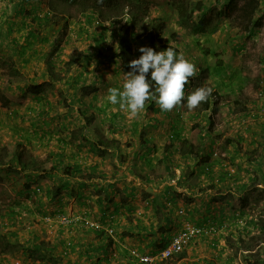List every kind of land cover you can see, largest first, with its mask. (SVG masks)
<instances>
[{
    "label": "rangeland",
    "instance_id": "374dc122",
    "mask_svg": "<svg viewBox=\"0 0 264 264\" xmlns=\"http://www.w3.org/2000/svg\"><path fill=\"white\" fill-rule=\"evenodd\" d=\"M148 1L152 5V10L148 13L149 16L145 18V23L151 22L153 18L163 20L166 26L164 38H170L168 44L177 47L179 54L169 56L171 63L170 61H163L164 63L159 64L161 62L160 56L163 54L160 50L164 46L162 41H157L154 46L143 44L149 50L150 48L160 50V52L156 51L151 56L146 55L143 57L145 66L157 69L163 85L168 86L172 81L166 78L168 74L177 71L174 65L179 64L184 72H189L194 78L190 87H187L179 94H174V96L171 94V91L176 87H172L171 85L167 87L164 93L167 102L164 105L155 103L154 106L158 108V111L153 113L149 110L150 106L146 102L148 95L147 97L145 95L142 99H138L139 94L137 95V93L141 84L138 76L139 70L125 72L120 67H111L109 62L104 61L101 65L97 58V52L102 45L109 47L116 45L118 37H116L115 33L125 32L130 15L126 14L123 18H118L115 21L106 20L99 16V21H96L94 25L87 22V25L82 26L84 13L79 12V9L76 7L70 9L68 17H56L54 23L61 25L62 37L61 42L55 44L59 46L64 44L62 48L68 50L70 54L75 49L81 51L87 50L91 54V59L90 63L76 65L71 72H67L72 76L73 70L78 68L79 72L85 73L81 78L87 79L89 82L96 76H102V79L100 78L102 80L100 85L101 91L99 93H91L88 95V98L86 96L85 102L88 104L89 98L94 102L91 111L95 112L97 118L94 119L93 126L96 125L95 127L102 129L106 137L110 135L114 136L121 144L130 143L132 145L138 143L141 141L140 136L142 134L143 137L144 135L149 136L153 141L155 140L159 144H165L166 146V144L172 141L175 132L181 131L183 136H187L191 127L200 123L203 126L202 128L206 133V137L203 143L198 141L195 144L199 148H202L206 155H208L209 148L213 149L210 161L208 163L196 164L198 158L195 155L183 158L179 154H176L174 161L170 164L171 168L169 170L165 168V162L162 160L156 162L154 165L148 164L154 170L152 176H154L155 182L152 185L156 184L157 187L161 186L163 189L165 187L164 182L167 180V183L171 184L170 186H175L176 183L173 182H178L183 175L194 168V177L191 176L188 181L182 182L177 187L178 191L180 189V192L190 191L192 195L194 194V197L189 198L192 202L190 200H188L189 203L179 202L183 205V208H189V210L183 214L179 213V208L176 209V212L181 214L179 217L181 227L178 231H181L188 225L202 228L205 230V233L199 235L197 239L201 237L202 243L208 245L210 252L214 250L212 247L213 243L218 247L219 244L228 247L230 255H232L236 264H246L242 255L248 251L240 250L238 241L240 237L244 238L249 247L253 242L259 244L255 249L260 252V262L264 264V183L262 179L264 177V161L262 158L255 159L258 155L264 157V62L261 59L264 52V21L263 25L258 27L252 35L250 31L251 24L241 19L237 15V12H233L229 14V17H221L220 26L215 33L197 34L194 32L195 27L192 26L188 19L178 18L174 4H169L166 0ZM197 1L199 0H189L190 9L195 7ZM206 1L209 3L216 1L218 2L217 8L223 9L224 4L229 0ZM238 2L241 3L242 1L238 0ZM261 2L263 4L264 0H261ZM103 21L107 24V27H102L101 22ZM98 30H101L102 33L104 32V38L100 39L97 43ZM173 31L178 34L177 38L170 37ZM139 42L137 38H134L136 56H140L142 53L140 48L142 44ZM237 42L243 44L242 50L232 55L223 66L216 67L211 65L212 55L206 56L204 53L205 47H209L213 51L225 49L227 52L232 53L233 46ZM53 49V52L50 51L45 55L44 53L42 54L44 63L38 65H45L47 56L51 54V57L56 58L55 62L58 63L60 69L65 71V63L70 54L67 51L63 52L67 54V58L63 57L61 59L63 53H60L55 47ZM145 50L147 52V48ZM206 66L210 68V71L200 72L201 68ZM199 73L200 75H198ZM181 80L188 82L185 75L181 77ZM0 83V95L3 97L6 96L4 91L7 88L3 82ZM126 92L129 93L130 97H125ZM209 94L213 95L216 100L217 112H214L212 109H203L204 99ZM148 112L153 114L149 116ZM78 113L79 110L77 108V115H79ZM147 113L148 116H146ZM113 114L119 117L117 124L129 126L127 130L117 131L112 129L113 126H117L116 123L110 126V123L113 122L111 120ZM151 117L152 119L150 120ZM155 118L157 119L156 121H154ZM77 120L79 121L78 123L81 122V119ZM208 121L211 125L208 124ZM114 131L116 132L114 133ZM6 137L8 139L11 136L6 135ZM6 137L5 135L0 136V142H4V140L8 142L9 140L5 139ZM24 138L26 139V137ZM228 138H234L236 141L227 144L226 140ZM212 140H214L213 146H211ZM13 141L10 140V142ZM24 147L26 148V146ZM149 166H147V171L151 170ZM193 181L197 184L195 190H192V186H189ZM131 182L134 184L136 180L133 179ZM202 182H207L208 184L204 185ZM213 184L214 187H211ZM241 184H247L248 187L243 188ZM202 192H205V194L209 193V195L213 194L212 196L215 197L213 200L215 203L211 204L212 210L209 212L210 216L207 219L203 216H205L206 207L210 204L213 197L206 196L205 194L202 195ZM242 194H245L247 197L244 211H233L228 207L226 202L223 204H221V201L216 202L217 198L219 199L223 196L232 198V195H234L239 198ZM24 197L28 198L27 195H24ZM34 200L31 199L30 203L33 204ZM215 206L218 207L216 208ZM221 207L224 210H221ZM28 209L32 210L31 208ZM194 209L197 211L192 213ZM59 214L73 215L65 212ZM18 215L22 220L27 219L24 221L25 225L22 226L23 229H26L29 224L28 217L32 215L31 211L25 213V209H23ZM80 216L101 224L98 219H92L81 214ZM46 217L50 218L48 219L50 222L54 221L63 224L58 216L45 215L44 219ZM251 218L255 220L256 224L250 225L246 230H243ZM84 221L82 219L78 223L83 228H89ZM54 226V229H61L57 225ZM115 226H110V224L105 226L104 230L109 239L114 240L119 235L115 230ZM66 230L62 229V232ZM50 235L53 236L54 231ZM225 236H229L233 242V248L229 247ZM45 241L50 242L51 240ZM191 244L186 245L182 252L186 251L190 253ZM57 252L61 253L58 250ZM129 255L133 259L136 258L131 252ZM176 258L177 255L165 261H159L156 264H173ZM128 259L129 257H127L125 262H128ZM86 260L84 258L83 261H77L76 264L91 263ZM106 262V259H104L100 263L108 264ZM111 262L115 261L112 260ZM39 264L51 263L40 262ZM57 264H67V261L63 259L61 263Z\"/></svg>",
    "mask_w": 264,
    "mask_h": 264
},
{
    "label": "crops",
    "instance_id": "0c3cea01",
    "mask_svg": "<svg viewBox=\"0 0 264 264\" xmlns=\"http://www.w3.org/2000/svg\"><path fill=\"white\" fill-rule=\"evenodd\" d=\"M56 17L50 11L49 0H0V82L5 84L10 96H12L10 103L4 104L6 99L0 95V136H11L8 139L5 138L9 140L8 142L6 140L0 142V224L2 231L12 234V238L20 242L32 243L38 239L51 240L52 242H50L58 251L67 255V264H76L77 261H83L88 255L92 257L89 261L90 264H101V260L104 261V259L108 264H128L125 260L127 257H131L129 253L132 249L141 253H150L152 250L148 248V244L153 241L157 243L163 237L159 234V229L167 227L163 220L160 221L157 216H154V211L147 205L148 199H151L156 193L162 192L161 186L152 185V190L149 189L152 195L145 192L146 196H143L144 189L148 186L137 176L151 172V178L155 182L154 176H152L154 170L149 165H154L162 160L165 144H159L149 136L151 139L149 144L142 142L130 146L122 144L121 147L125 154L123 158H118V156L102 157L93 151H78V143L68 139L71 131L65 126L69 123L66 116L70 110L63 105L62 92L71 94L76 92L79 96L82 94L72 83H68L71 74L60 69L58 63L55 62V57H52V62L57 70L66 75V79L58 83L56 89L46 95L44 94L40 99L22 91L31 82L48 80L46 64L38 65L44 63L42 60L43 53L45 55L47 52L53 51L54 47L60 53L66 51L69 53L68 50L62 48L64 44L60 46L55 44L60 43L62 37L61 25L54 23ZM96 21H99L98 14L89 10L84 13L82 26L87 25V22L94 25ZM101 24L102 27H107L104 21ZM103 33L101 30L97 31V35H99L97 43ZM85 52L89 53L87 50ZM66 55L63 53L61 59L67 58ZM261 59L264 62V52ZM17 72L21 77L16 78L22 79L20 82L12 76ZM11 78L15 81L9 84ZM80 81L85 84L90 83L83 78ZM100 91L98 90V93ZM85 97H83L84 101ZM89 102L92 103V106L94 105L90 98ZM80 106L83 104L77 102L75 109L72 110L74 123L71 126H76L79 122L77 120L79 118L77 108ZM260 108L263 110L262 107ZM95 126H91V128H94L93 131L98 137L100 129ZM71 129L73 128L71 127ZM112 137L114 136L110 135L108 138ZM10 140L14 141L10 142ZM15 146L19 147L16 148ZM149 147H152L151 154L146 151ZM4 149L9 152V156L12 150L14 152L15 150L19 151L17 153L23 156L22 161L28 163L25 171H20V164H17V167H11V169L7 168L9 163H6L8 158ZM109 150L114 151L111 147ZM128 151L130 152L128 153ZM134 153L135 157L132 155ZM52 164L56 166L60 164L63 167L67 164H73L79 166L83 173L92 171L93 176L99 175L104 177L107 182L116 183L110 189L111 193L119 186L117 200H120L121 194L127 196L128 200L124 203L118 202L114 206L111 204L110 209L105 212L104 206L100 205L98 201L100 194L98 189L101 190V188L95 181L93 183V179L88 180V185L77 195H71L69 188L56 195L54 187L68 180V176L64 175L62 170L60 173L57 171L52 173ZM147 166L150 167V171H147ZM136 168L138 171L135 170ZM75 178L81 179L79 174ZM133 179L136 180L134 184L131 182ZM95 180L99 182L101 177H97ZM173 183H176L174 188L177 187V182ZM202 183L208 184L207 182ZM167 184V180H165L164 185ZM169 185L171 184L169 183ZM186 193L189 194L190 191ZM203 194L205 192H202ZM24 195H27L28 198ZM205 195L209 196V193ZM145 198L147 200L144 201L143 205L141 199ZM167 198L169 197L166 196L164 200ZM31 199H35L33 204L30 203ZM115 205L116 210H118L116 214H112L110 212L115 209ZM167 206L172 210L171 214L174 217L172 224L174 223V225L179 224L181 215L179 213L184 214L185 211L189 210V208H183L179 202L175 204L168 201ZM177 208H179V213L176 212ZM23 209H25V213L31 211L32 214L28 217L29 224L26 229H23L22 226L25 225L24 221L27 219L22 220L18 215ZM61 212L75 216L78 213V215L98 219L102 227L100 229L83 228L78 222L64 225L44 219L45 215L54 217ZM137 220H141L145 224H153V230L150 231L152 236L144 238L148 231L139 230L136 227ZM109 224L110 226L116 225L115 230L119 234L122 232L134 234L125 237L118 235L114 240L109 239L104 232L105 226ZM54 225L61 229H54ZM62 229L67 230L62 232ZM52 231H54L53 236L50 235ZM200 239L201 237L196 238L192 242L191 249L188 248L191 250L190 253L183 252L185 253L183 258L177 254L173 264H236L228 247L219 244V248L213 243L214 250L210 252L208 245L202 243V239ZM104 248L107 251L103 255ZM100 254H102V259L99 258ZM112 260L115 262H111ZM131 260H133L132 257ZM39 263L40 261L34 262L19 251L5 252L0 245V264Z\"/></svg>",
    "mask_w": 264,
    "mask_h": 264
},
{
    "label": "trees",
    "instance_id": "16d2710c",
    "mask_svg": "<svg viewBox=\"0 0 264 264\" xmlns=\"http://www.w3.org/2000/svg\"><path fill=\"white\" fill-rule=\"evenodd\" d=\"M169 4H174L175 9L178 13V18L180 19H188L192 26H194V32L197 34H212L215 33L221 23V17H229L231 13L237 12V15L241 19L246 20L249 24H251V33L252 35L255 33V30L258 27H261L263 25L264 21V5H262L261 0H241L242 2L239 3L238 0H229L227 3L224 4L223 9H218V2L213 1L209 3L206 0H199L197 1L194 8L190 9V4L188 3L189 0H166ZM76 7L79 9V12L85 13L89 10H92L93 12L98 14V17L101 16L105 18L106 20L115 21L118 18H123L126 14L130 15L129 22H127V28L125 32H116L115 35L118 37V40L116 42V45L109 47L107 45H102L98 52H97V58L99 63L102 65V63L109 62V64L112 66H115V68H122L125 72H128L130 70H139V80L141 82L140 89L137 93L139 94L138 99H142L145 95L148 99L146 102H148L149 110H151L153 113H156L158 111V108L154 106L155 103H159L160 105H164L166 101V97L164 96L165 90H167V87H176L171 91V94L174 96V94H179L183 92L187 87H190L192 85V82L194 81V78L192 77L189 72L185 71L180 68L179 64H175L174 67L177 68L176 72H172L168 74L167 80H171V84L168 86L163 85V82L160 77V73L157 69L151 68L150 66H145V61L143 60V57L146 55H153V53H156V51L161 50V62L159 64L164 63L165 61H170L169 56L170 55H178L179 49L177 47L170 46L169 40L170 38H164L165 36V24L163 23V20L158 19H152L151 22L145 23V18L152 10V5L150 4V1L148 0H50L49 8L50 11L54 13L57 17H68L70 13V9ZM222 8V7H221ZM137 28V30H135ZM178 34L176 32H171L170 37L177 38ZM104 38V34L101 36V39ZM134 38H137L139 40L141 45V55L136 56V50L134 49ZM161 42L164 44L163 47H161L160 50H155L150 48L149 46H154L156 42ZM143 44H147V46H144ZM147 52H145L146 48ZM138 48V49H140ZM243 44L240 42H237L235 46H233L232 53L227 52L225 49H218L213 51L212 49H209V47H205V55H212L211 58V65L220 67L223 66L226 61L230 59V57L236 53H238L240 50H242ZM54 51V50H53ZM52 51V52H53ZM49 53V52H48ZM52 55H48L46 59V74L48 75V80L44 82H31L25 88L22 89L24 93H30L32 96H34L36 99H40L41 96L47 94L48 92L56 89L58 83L63 82L66 79V75L63 74V72L56 69L52 62ZM91 54L87 53L85 51H81L79 49H75L68 57L66 61V69L65 71H72V69L77 65H80L82 63H90ZM164 61V62H163ZM171 63V61H170ZM74 73H72V76L69 77L68 83H72L73 86L77 87V90H80L81 96L75 93H64L62 92V96L64 97L63 105H65L70 111L69 114L66 116V120L69 121V123L65 126L68 129H70V136L68 137L69 140L73 141L75 140L77 144V150H85L89 152H95L96 154L102 156V157H115L118 156V158H123L125 155L123 153V148L121 147V142L115 138H108L102 131V129L99 130L98 137L95 135L93 129L91 126H93V121L96 119V114L94 111H91L92 103L88 102V104L83 100V97L90 95L91 93H98V90L101 89V81L100 78L102 76H96L92 81H90L89 84H85L84 82L80 81L81 77L85 75L84 72H79V69L76 68L73 70ZM209 72V67L201 68L200 72ZM184 73V74H183ZM77 74V75H76ZM185 75L187 77L188 82H183L181 80V77ZM200 75V73L198 74ZM13 78L17 81H22V79H17L16 77H21L18 72L15 74H12ZM13 78L10 79L8 82L9 84H12ZM102 79V78H101ZM177 84V85H176ZM178 92V93H176ZM6 96H4L6 100H4V104L10 103L12 96H10L8 90L6 89L4 91ZM219 95V94H218ZM10 96V97H9ZM72 96V98H71ZM125 97H130L129 93H125ZM156 98V100H155ZM70 99V100H69ZM79 102V104H83V106L78 107L79 110V118L81 119L80 123H78L76 126H71L74 123V116L72 113V110L74 109L75 104ZM204 110L212 109L214 112H217L218 108L216 106V100L214 99L213 95H208L204 99ZM149 113V116L153 113ZM148 113L146 116H148ZM111 117V120L113 122L110 123V125L117 124L119 117L114 116ZM144 115V114H143ZM144 117V116H143ZM152 117L150 118V120ZM157 119L155 118L154 121ZM209 122V121H208ZM206 122V123H208ZM208 124L211 125L209 122ZM126 127H125V126ZM143 125V124H142ZM156 126V125H155ZM71 127L73 129H71ZM113 130H124L125 128L128 129L129 126L126 124H118L117 126H113ZM201 124H195L191 127L190 132L187 136H183L181 131L175 132L173 135V139L169 144H166L164 149V156L162 158V161L165 162V168L169 170L171 168L170 164L174 161L175 155L179 154L183 158H188L191 156H196L198 158V161L196 164H202V163H208L211 159V155L213 154V149L209 148L208 155H206L203 152L202 148H199L197 143L198 141H201V143L204 142L206 133L204 132V129L202 128ZM133 128V126H132ZM134 130V129H133ZM116 131H114L115 133ZM140 142L143 144H149L151 142V139L149 137L140 136ZM236 140L234 138H228L226 140V143H232ZM200 143V142H199ZM200 143V144H201ZM211 146L214 145V140L211 142ZM130 146L131 144L128 143ZM16 148L19 146H15ZM113 148L114 151H110L109 148ZM7 156V162L9 163L7 168L11 169V167H17V164L21 165L20 171H25V168H27L28 163L23 162L18 150H15V152L12 150L9 156V152L4 149ZM148 154H151L152 147H149L147 150ZM130 151H128L129 153ZM135 157V153L132 154ZM263 159L261 155H258L255 157V159ZM122 161V160H121ZM16 163V164H14ZM242 163V162H241ZM242 167V166H240ZM139 169V168H138ZM17 171V169L15 168ZM62 170L64 175H67L68 180H66L63 183H59L57 186L54 187L56 195L57 193H60L61 191L65 190L66 188L70 189L71 195H77L78 192H81V190L88 185V180L93 179L96 182L97 185L101 188V190L98 189L99 197L98 201L100 205L104 206L105 212L110 209L111 204L114 206V204H118V202L124 203L128 200L127 196L124 194H121L120 200H117V194L119 192V186L118 188L110 192V189L116 185V183H110L107 182V180L99 175H94L92 171H89L88 173H83L81 169H79V166L70 165L67 164L64 167L60 164L51 165V172L57 171V173H60ZM137 170V168L135 169ZM138 171V170H137ZM79 174L80 180L76 179L75 176ZM151 172L137 175L140 177V180L145 183L148 187H145L144 194H151L152 192L149 191V189L152 190V184L154 180L151 178ZM195 169L192 168L190 172H187L185 175L181 177L180 180L177 182V187L182 184L184 181H188L190 177H194ZM161 175V174H160ZM97 177H101V181L97 182L95 179ZM263 183H264V177ZM103 181V182H102ZM102 182V183H101ZM189 186H192V190H195L197 188V184L195 181H193ZM177 187L174 188V186H170L169 184L165 185V187L162 189L161 193H156L151 199H141V203L144 205V201L147 200V205L152 208L154 211V216H157V218L160 221H164L165 225H167L166 228L159 229V234L163 237L156 243L155 241L150 242L148 244V248L152 251H150V254H155L159 251H161L163 248H165L171 238L179 232L178 230L181 227V221L179 219V224L174 225L172 224V218L173 214H171V211L168 206L167 202H173L177 204L178 202L183 203H189V198L194 197L191 193H184L178 191ZM200 187V185H199ZM211 187H214V184L211 185ZM210 187V188H211ZM241 187L247 188V184H241ZM135 188V187H133ZM192 195V196H191ZM213 194H210L209 196H212ZM80 197V195H78ZM168 196L166 200L164 198ZM213 197V196H212ZM211 197V198H212ZM227 197V198H226ZM226 198V199H223ZM81 199V198H80ZM215 197L212 198V201L208 206L206 207L205 216H203L205 219H207L210 215V211L212 210L211 204L215 203L213 200ZM247 197L245 194H242V196L235 197L232 195V198H229L228 196H223L221 198H217V201H221V204L226 202L228 207L233 211H244L245 209V203ZM192 202V200H190ZM116 205L115 209L110 213H117L116 211ZM216 208L218 206H215ZM221 210H224L223 207H221ZM197 210H193L192 213H195ZM132 220V218H130ZM154 223V222H153ZM169 224V225H168ZM256 222L253 218L248 221L247 225L244 227L243 230H246L250 225H255ZM201 225V224H199ZM136 227L147 232V235H144V238H149L152 236V227L153 224H145L142 223L141 220H137ZM183 230V229H182ZM264 230V227H263ZM105 232V231H104ZM248 233H250L248 231ZM131 234L130 232H122V234H119L121 237H125L126 235ZM134 234V233H133ZM131 234V235H133ZM166 235V236H165ZM12 234L4 233L2 231V226L0 224V245L2 247V250L5 252H22L27 258H30L32 261H40V262H47L51 264H57L61 263L63 259H66L67 255L64 253H58L57 249L51 244V242H46L45 240H35L34 242H20L19 240H14ZM143 239V238H142ZM225 239L227 240V243L230 248H233V242L229 238V236H225ZM239 247L240 250H246L247 253H244L242 255V258L246 262V264H261L260 262V252L256 250L255 248L259 246V244H255L254 242L249 247L247 246V241L244 238H239ZM264 241V240H263ZM112 243V241H111ZM256 250V251H254ZM106 248L103 250V255L106 253ZM178 255H180V258L185 256V253L181 252ZM91 256L88 255L86 257V261L91 260ZM100 259H102V254L99 256ZM130 260L128 261V264H142L140 259L132 257L133 260H131V257H129ZM159 262V261H157ZM156 262V263H157ZM155 263V264H156Z\"/></svg>",
    "mask_w": 264,
    "mask_h": 264
},
{
    "label": "built area",
    "instance_id": "2783aa9c",
    "mask_svg": "<svg viewBox=\"0 0 264 264\" xmlns=\"http://www.w3.org/2000/svg\"><path fill=\"white\" fill-rule=\"evenodd\" d=\"M63 224H72L76 222H81L82 219L85 220V224L90 228L100 229L102 225L96 221H90L85 217L80 215L67 216L65 214L57 215ZM46 219H50L46 217ZM113 232L112 230H110ZM205 230L195 225H188L183 228V230L177 232L170 240L169 244L163 248L161 251L150 254L141 253L140 251L133 249L131 253L134 257L140 259L142 264H155L157 261H165L167 259L173 258L175 255L181 253L186 245L192 243L199 235L204 234Z\"/></svg>",
    "mask_w": 264,
    "mask_h": 264
}]
</instances>
